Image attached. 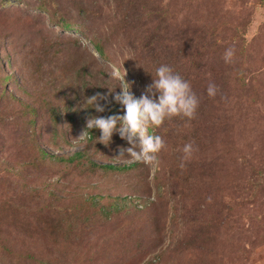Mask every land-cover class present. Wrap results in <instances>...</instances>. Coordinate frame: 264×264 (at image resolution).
Returning <instances> with one entry per match:
<instances>
[{
  "label": "rangeland",
  "instance_id": "rangeland-1",
  "mask_svg": "<svg viewBox=\"0 0 264 264\" xmlns=\"http://www.w3.org/2000/svg\"><path fill=\"white\" fill-rule=\"evenodd\" d=\"M43 2L0 0V264H264V0ZM161 63L199 103L190 121L155 128L165 146L154 162L82 176L40 158L84 149L133 162L115 133L105 157L90 153L101 143L76 138L87 117L65 118L72 108L53 123L49 108L94 87L111 95L110 64L138 97ZM100 196L126 210L102 213Z\"/></svg>",
  "mask_w": 264,
  "mask_h": 264
},
{
  "label": "clouds",
  "instance_id": "clouds-1",
  "mask_svg": "<svg viewBox=\"0 0 264 264\" xmlns=\"http://www.w3.org/2000/svg\"><path fill=\"white\" fill-rule=\"evenodd\" d=\"M233 56L232 47L224 50L225 63H230ZM121 65H109L111 78L119 81L120 85L116 87L119 88L118 92L115 91L116 88L108 89L111 93L110 100L108 93L97 92L87 97V103L91 104L97 113L105 112L113 104L118 105V110L106 116L89 115L76 138L87 142L90 130L97 129L99 135L95 136V142L107 146L115 133L129 145L121 148L118 156L127 153V157L134 162L150 164L156 160V153L165 146V142L154 131L149 132V128L155 129L166 119L173 117L186 118L190 121L196 113L199 101L189 81L164 63L155 67L154 77L150 74L151 83L136 97L130 91L129 84L123 80L124 72L122 74ZM217 91L218 86L209 82L206 88L207 95L214 97ZM180 151L182 156L178 166L183 168L184 162L192 157L195 148L192 142H188L183 144Z\"/></svg>",
  "mask_w": 264,
  "mask_h": 264
},
{
  "label": "trees",
  "instance_id": "trees-1",
  "mask_svg": "<svg viewBox=\"0 0 264 264\" xmlns=\"http://www.w3.org/2000/svg\"><path fill=\"white\" fill-rule=\"evenodd\" d=\"M44 0H40V8L42 9H47V7L45 6ZM61 27L62 28H71L72 25L71 23H67L65 21H62L61 23ZM95 51L98 53V55L102 58L106 57V52L104 50L103 45L101 44V41L99 39H92L91 41ZM83 69V68H82ZM73 79H77L76 76H72ZM58 80V79H55ZM61 81L64 82V80L62 79ZM57 84V83H56ZM57 88H59V92H61V88H65L64 84H60L56 85ZM68 86V85H67ZM104 93L103 90L97 89V87L93 88V89H88L80 98L79 95H73V98L77 101L74 102L73 100H70L69 97H66V99L63 100V102L59 105H50V113L49 116L52 120L53 123H56L57 121L60 120V111L61 110H70L72 109V111H69L68 113L71 114H66V116L64 115L65 118H71L72 114L75 112L77 113L78 118H80V122H83L84 119L86 117H88L89 115H95V116H106L108 114H110L111 112H116L118 110V105H111L110 108L106 109L105 112L102 113H97L95 111V109L93 108V106L89 103H87V97L93 95L94 93ZM63 94V93H62ZM108 94V98L109 100L111 99ZM72 99V98H71ZM100 103H103V101H99ZM49 103V102H48ZM31 113V112H30ZM33 116H37V114H35L34 111H32L31 113ZM32 117H30V121H32ZM99 130L97 129H92L90 130L89 133V137H90V141L93 142L95 136H97ZM155 132V129L149 128V132ZM104 146L101 144L99 145L96 149H93V151H91L90 153L92 154H98V156L102 155V156H106L103 152H104ZM39 154H40V158L43 157L44 155H48L50 158L55 159L56 161H58L59 164H67V165H71L73 164L75 167V171L82 175V176H88L90 174H93L95 171L99 170V171H112V170H122V169H128V168H132L138 165V162H131L128 165H121V166H117L113 163L107 162V161H100L98 157L97 159H94L91 155L87 154L84 149L82 150H78V151H74L68 155H54V154H49L47 153L43 148H39ZM100 197H104V196H100ZM107 197V196H106ZM89 199L95 198V197H88ZM105 198V197H104ZM109 198V197H107ZM106 199V202L104 204H102L101 210L102 213H106L107 211L114 209L116 206L120 207V211L126 210L124 209V205H119L117 202V199L115 198H111V199ZM96 203H100V198L98 197L95 201Z\"/></svg>",
  "mask_w": 264,
  "mask_h": 264
}]
</instances>
